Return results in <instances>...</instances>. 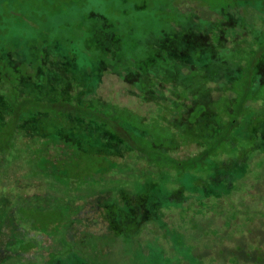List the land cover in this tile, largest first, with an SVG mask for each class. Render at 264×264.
Segmentation results:
<instances>
[{
	"label": "trees",
	"instance_id": "trees-1",
	"mask_svg": "<svg viewBox=\"0 0 264 264\" xmlns=\"http://www.w3.org/2000/svg\"><path fill=\"white\" fill-rule=\"evenodd\" d=\"M12 2L0 264H112L114 243L128 264H264V9L167 3L156 24L137 4L62 38L47 0Z\"/></svg>",
	"mask_w": 264,
	"mask_h": 264
},
{
	"label": "rangeland",
	"instance_id": "rangeland-1",
	"mask_svg": "<svg viewBox=\"0 0 264 264\" xmlns=\"http://www.w3.org/2000/svg\"><path fill=\"white\" fill-rule=\"evenodd\" d=\"M18 2L19 0H15L14 3ZM14 3L12 2V4H9L12 6H18ZM167 3H170L169 8L174 6L176 7V5L180 3H186L192 8H195V15L202 19L207 18V16L210 14L218 15V12L223 10L224 8H234L235 6H237V4L241 3L257 5L259 10L264 9V0H47L46 4L48 6L46 5L47 8H44V10L47 11L46 18L49 20V22H47L45 25L51 33L52 31L53 33L59 31L58 33H61L62 38H67L69 37L68 30H61L60 23L62 22H73L74 18L76 19V16L81 15L82 18L83 16L85 17L88 13H93L97 17L98 15L99 17H102V14H106L108 16H116L118 14V9L123 8L126 11L131 10L133 9V6L137 4H142V6L146 8V19L152 20L151 22L157 24L159 20L154 14H157V12L159 13V10H162V8ZM41 4H43V2H41ZM150 9L152 13L150 12ZM209 230L211 231L212 229L210 228ZM206 231L208 232V229ZM201 232L202 230L196 231L197 236H201ZM208 237L212 238V236L210 235ZM121 246L123 247V245L119 243H114V245H112L110 255L108 256V259L112 264L130 263L131 259L123 255L122 253L123 248L125 247L122 248ZM216 261L217 264L221 263L218 260ZM208 262H210V260H208Z\"/></svg>",
	"mask_w": 264,
	"mask_h": 264
}]
</instances>
